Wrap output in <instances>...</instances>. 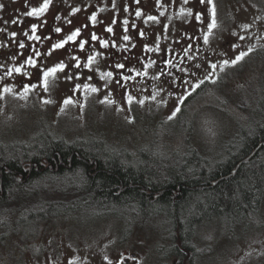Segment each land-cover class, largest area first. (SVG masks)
Segmentation results:
<instances>
[{
    "label": "rangeland",
    "instance_id": "374dc122",
    "mask_svg": "<svg viewBox=\"0 0 264 264\" xmlns=\"http://www.w3.org/2000/svg\"><path fill=\"white\" fill-rule=\"evenodd\" d=\"M29 1L0 0L4 6L0 9L3 139L29 140L50 126L68 138L102 132L109 142L123 143L135 153L142 139L151 136L156 120L173 116L195 85L226 71L225 83L216 90L229 97L227 109L221 111L220 99L213 94L190 104L195 110L197 143L206 154H214L238 131L235 118L248 120L241 112L232 115L233 102L253 109L263 94L264 53H251L264 51V0H214L217 27L208 43L203 36L211 6L199 0H50L48 8L36 14V21L28 13L42 7L44 0ZM42 21L46 39L34 51L26 44L33 37L29 29ZM56 28L61 31L48 38L46 32ZM77 30L79 35L67 40ZM63 41H67L63 47H53ZM102 41H107V47ZM241 52L248 55L233 65ZM89 56L95 58L91 65ZM29 57L35 65L28 63ZM60 63L64 69L48 77L45 90L43 72ZM108 72L111 77L102 76ZM5 88L12 91L4 92ZM69 99L71 103H65ZM158 152L166 156L171 150ZM217 218L197 226L194 241L206 251L192 264H264V197L258 224H239L224 231ZM122 227L117 214L33 224L21 235L0 241V264H178L177 256L169 259L168 254L164 259L157 249L167 240H162L158 223H149L125 240ZM169 250L164 248L165 253Z\"/></svg>",
    "mask_w": 264,
    "mask_h": 264
},
{
    "label": "trees",
    "instance_id": "16d2710c",
    "mask_svg": "<svg viewBox=\"0 0 264 264\" xmlns=\"http://www.w3.org/2000/svg\"><path fill=\"white\" fill-rule=\"evenodd\" d=\"M258 53L264 51L251 54ZM226 76L223 71L202 81L172 119L155 121L151 136L142 139L135 153L123 143L109 142L102 132L68 138L49 126L29 140L0 136V241L60 217L96 220L117 214L123 240L158 223L162 240L167 239L157 246L163 258L170 254L178 264H192L206 251L194 241L202 221L218 217L224 231L261 222L264 90L253 109L233 102L232 115L241 112L248 120L235 118L238 131L214 154L203 152L195 137L190 104L213 94L221 111L227 109L229 97L216 90ZM161 148L171 153L162 156Z\"/></svg>",
    "mask_w": 264,
    "mask_h": 264
},
{
    "label": "snow or ice",
    "instance_id": "6c2138e0",
    "mask_svg": "<svg viewBox=\"0 0 264 264\" xmlns=\"http://www.w3.org/2000/svg\"><path fill=\"white\" fill-rule=\"evenodd\" d=\"M199 2H200L201 4L207 3L208 5L211 6V7H210L211 20H210V23L207 25L208 32H206V33L204 34V36H203V40H204V42H205V43H208V42H209V36L211 35L212 30L215 29V28L217 27V22H216V5H215V3H214V0H199ZM49 3H50V0H44V4H43L42 7H39V8H33L32 11L28 13V15H34V14L43 13V12L48 8ZM185 3H187V0H185ZM3 7H4V6H3L2 4H0V9H2ZM137 15H140V13L137 12ZM189 15H191V11H190V10H189ZM149 19H150V20H155L156 17H151V16H150ZM196 19H198V20L201 19V14L198 13V14L196 15ZM92 20H93V21L95 20V16L92 17ZM13 22L15 23V21H13ZM125 23H126V22H125ZM245 27H247V25H246ZM107 30H108L109 32L112 31L111 28H108ZM33 31H35V26H33ZM55 31H56V32H59V31H61V29L56 28ZM13 35L15 36L16 34L13 33ZM78 35H79V30H77L76 32H74L72 35L68 36V37H67V40H74V39L76 38V36H78ZM141 36H143V33H141ZM34 38L37 39V40L40 39V37H38V36H36V37H34ZM92 39H96V37L93 35ZM123 39H124V40H128L129 37H128V36H124ZM64 43H67V41H63V42H61V43H57V44H55L53 47H54V48H61V47H63ZM102 43L104 44L105 47H107V41H102ZM20 46L23 47L24 45L21 44ZM81 48H83V43L81 44ZM37 55H39L38 52H37ZM246 55H248L247 52H241V53H240V54H239L234 60L231 61V63H232L233 65H235V64L238 63L239 61L243 60L244 57H245ZM94 59H95V58L92 57V56H89V57H88L89 65H91V63L93 62ZM28 63H29V64H32V65H35L36 62H35L34 60H32L31 57H29V58H28ZM169 63H170V61H169ZM224 64H225V65L229 64V61H228V60H225V61H224ZM64 67H65V65H64L63 63H60V64L56 65L55 67L49 68L47 71H44V72H43V78H44L45 90H47L48 77L51 76V75H54L55 73H57L58 70H63ZM75 67H76V68H79L80 65L77 63V64L75 65ZM116 67H117V68H120V69H123V68H124V65H123V64H117ZM216 67H217V66H216L215 64L212 65V68H213V69H215ZM15 71H16V72H20L21 69L17 68V69H15ZM6 74H7V75H11V72H8V73H6ZM145 75H146V73H145ZM102 76L111 77V76H112V73H111V72H108V73H102ZM68 78L71 79V77H68ZM125 79H127V77H126ZM117 82L119 83V81H117ZM195 87L198 88V87H199V84L195 85ZM27 90H28V89L26 88V89H25V92H27ZM11 91H12V89H10V88H5V89H4V92H11ZM92 91H97V89H96V88H92ZM128 99H129V102H131L132 97L129 96ZM48 102H49V101H46V103H48ZM65 103H71V100H70V99H69V100H66ZM179 111H180L179 108H176V109H175V112H179ZM175 112L173 113V115H175ZM172 118H173L172 116L169 117V119H172ZM70 264H75V261L70 262Z\"/></svg>",
    "mask_w": 264,
    "mask_h": 264
},
{
    "label": "flooded vegetation",
    "instance_id": "af4514ba",
    "mask_svg": "<svg viewBox=\"0 0 264 264\" xmlns=\"http://www.w3.org/2000/svg\"><path fill=\"white\" fill-rule=\"evenodd\" d=\"M41 1L42 0H30L29 4H32V2L34 4H37ZM28 18H33L36 21L38 19V16L36 14L28 15ZM44 19H45V17H42V19H41V17H39V20H44ZM43 24H44L43 21L41 23H38V26H35V31H33V28L29 29V34L33 33L32 39H30V41L28 43H26V44L30 45L29 49H33L34 51H38L42 42L46 39L43 32L41 31L42 30L41 27L43 26ZM55 32H56L55 29H53L52 31H47L46 35H49L48 38H52L54 36ZM93 33L94 32H92V36L94 35ZM36 36L40 37V39H38V40L35 39L34 37H36Z\"/></svg>",
    "mask_w": 264,
    "mask_h": 264
},
{
    "label": "water",
    "instance_id": "95a60500",
    "mask_svg": "<svg viewBox=\"0 0 264 264\" xmlns=\"http://www.w3.org/2000/svg\"><path fill=\"white\" fill-rule=\"evenodd\" d=\"M263 144V141L260 142V144L256 147V149L251 153V155H249L248 157L252 156L254 154V152ZM247 157V158H248Z\"/></svg>",
    "mask_w": 264,
    "mask_h": 264
}]
</instances>
